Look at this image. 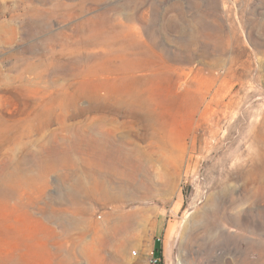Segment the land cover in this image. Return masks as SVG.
I'll return each mask as SVG.
<instances>
[{
    "label": "rangeland",
    "instance_id": "obj_1",
    "mask_svg": "<svg viewBox=\"0 0 264 264\" xmlns=\"http://www.w3.org/2000/svg\"><path fill=\"white\" fill-rule=\"evenodd\" d=\"M263 102L264 0H0V264H264Z\"/></svg>",
    "mask_w": 264,
    "mask_h": 264
},
{
    "label": "bare ground",
    "instance_id": "obj_2",
    "mask_svg": "<svg viewBox=\"0 0 264 264\" xmlns=\"http://www.w3.org/2000/svg\"><path fill=\"white\" fill-rule=\"evenodd\" d=\"M229 59H231V58H229ZM14 66H15V63H14V65L10 66V70L15 69ZM230 71H231V68H227V73ZM230 79H231V77H230ZM233 94H234V92H233ZM229 96H231V95H229ZM232 102L233 101L229 100L228 103L226 102V106L230 105ZM50 111H52V110H50ZM118 111L119 110L115 109V112H118ZM232 114H233V112H232ZM129 115L132 116L133 118H135L136 120H138L139 122H143V121L147 120V118H146L147 115L144 112L143 107L141 105H137L134 109L129 111ZM40 120H42V119L40 118ZM38 123H40V122H38ZM147 123H149V122H147ZM118 152L119 151L117 149L116 142H115V156H114L115 164H113V163H110L108 161H105L103 159V157H101V155H96L95 159H93L92 157L87 156V154L84 152L73 151L72 149L66 151V153H64L63 156L59 159V164H65L66 166L72 168L73 170H77V171L81 172V174H82V177H80V176L76 177L73 181V183H74V189L73 190L74 191L71 194V197L73 199H76L77 197H87L90 195H99L105 201H115V198H117V195H115V191H110L104 185V183L100 180V177H102L101 172L103 170L112 169L115 171V189L122 187L123 184L120 181H117V179L123 175L124 170L122 168L126 167L127 165H125L123 163V161L121 160L120 154ZM60 155L61 154H59V156ZM55 160H57V159H55ZM36 164H40L43 166V164L40 163L39 161ZM38 168L40 169V167H38ZM41 171H42V169H41ZM120 188L118 190H123ZM115 240H116V237H115V223H114L112 225L111 229L105 234V236L103 238L95 237L93 239V241L91 242V244L87 247V251H88L89 255L91 256L92 264H117V263H115L114 255H112V253H109L108 251L105 253L106 249L104 247V245L106 243L114 242ZM135 264H139L138 261H135Z\"/></svg>",
    "mask_w": 264,
    "mask_h": 264
},
{
    "label": "built area",
    "instance_id": "obj_3",
    "mask_svg": "<svg viewBox=\"0 0 264 264\" xmlns=\"http://www.w3.org/2000/svg\"><path fill=\"white\" fill-rule=\"evenodd\" d=\"M148 264H161V260L159 257H154L152 255L148 261Z\"/></svg>",
    "mask_w": 264,
    "mask_h": 264
},
{
    "label": "trees",
    "instance_id": "obj_4",
    "mask_svg": "<svg viewBox=\"0 0 264 264\" xmlns=\"http://www.w3.org/2000/svg\"><path fill=\"white\" fill-rule=\"evenodd\" d=\"M159 254H160V248L159 247H154L153 256L154 257H159Z\"/></svg>",
    "mask_w": 264,
    "mask_h": 264
}]
</instances>
